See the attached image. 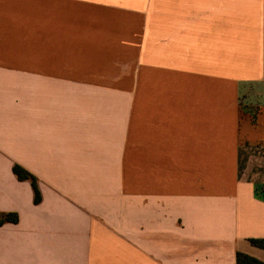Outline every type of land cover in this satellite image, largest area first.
Segmentation results:
<instances>
[{"label": "crops", "instance_id": "crops-1", "mask_svg": "<svg viewBox=\"0 0 264 264\" xmlns=\"http://www.w3.org/2000/svg\"><path fill=\"white\" fill-rule=\"evenodd\" d=\"M243 144L264 0H0V264L264 262Z\"/></svg>", "mask_w": 264, "mask_h": 264}, {"label": "rangeland", "instance_id": "rangeland-1", "mask_svg": "<svg viewBox=\"0 0 264 264\" xmlns=\"http://www.w3.org/2000/svg\"><path fill=\"white\" fill-rule=\"evenodd\" d=\"M240 177L264 189V147L249 144L241 146Z\"/></svg>", "mask_w": 264, "mask_h": 264}, {"label": "trees", "instance_id": "trees-1", "mask_svg": "<svg viewBox=\"0 0 264 264\" xmlns=\"http://www.w3.org/2000/svg\"><path fill=\"white\" fill-rule=\"evenodd\" d=\"M14 173L17 175V177L21 181H25V180L31 181L34 191H35V201L37 203L40 202L41 195L39 192L37 179L31 173H29L27 170H25L19 165H16L14 167ZM18 221H19V217L16 213L0 212V226L6 223L15 224V223H18ZM251 243L256 247L264 249V239H252ZM237 264H264V262L248 254L238 252L237 253Z\"/></svg>", "mask_w": 264, "mask_h": 264}]
</instances>
